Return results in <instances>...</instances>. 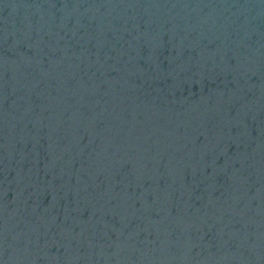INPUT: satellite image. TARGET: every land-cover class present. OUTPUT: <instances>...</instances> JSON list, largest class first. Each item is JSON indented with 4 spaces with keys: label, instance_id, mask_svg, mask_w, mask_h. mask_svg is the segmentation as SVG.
Here are the masks:
<instances>
[{
    "label": "water",
    "instance_id": "obj_1",
    "mask_svg": "<svg viewBox=\"0 0 264 264\" xmlns=\"http://www.w3.org/2000/svg\"><path fill=\"white\" fill-rule=\"evenodd\" d=\"M0 264H264V0H0Z\"/></svg>",
    "mask_w": 264,
    "mask_h": 264
}]
</instances>
